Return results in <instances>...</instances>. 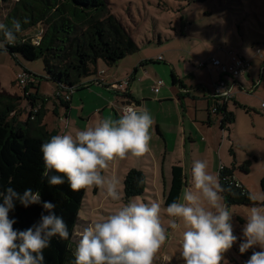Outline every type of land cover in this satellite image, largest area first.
I'll return each mask as SVG.
<instances>
[{
  "label": "rangeland",
  "instance_id": "rangeland-1",
  "mask_svg": "<svg viewBox=\"0 0 264 264\" xmlns=\"http://www.w3.org/2000/svg\"><path fill=\"white\" fill-rule=\"evenodd\" d=\"M16 2L0 0V22L6 24ZM106 2L110 10L131 28L139 50L114 65L100 59L99 72L83 77L81 82L97 78L101 71L105 72V78L113 80L110 83L119 82L137 70L132 88L142 104H133L146 108L153 117L150 150L140 157L129 155L116 159L103 170L104 175L120 179V201L106 198L99 188H87L72 239L73 250L86 222L106 217L133 198L158 201L161 204L162 222L167 226L170 218L165 214V193L169 189L172 167L176 164L184 168L185 189L192 184L191 169L197 160H206L209 171L218 175L222 166L231 167L234 161L238 162V166L247 163L250 172L237 168L235 177L251 193L264 197L261 186L264 176V0ZM45 29L46 26L39 23L26 29L22 36L38 41ZM229 52L249 59L251 65L247 72L239 76L243 90L237 95V105L233 101L230 104L235 121L222 129L221 113L218 114L219 119L210 124L207 99L202 90L203 85L211 86L222 73L217 67L201 66V62L212 55L225 62ZM159 55L164 60H156ZM25 71L31 74L35 82V88L28 87L29 92L26 87L30 84L22 85L17 79L18 73ZM249 71L250 78L246 76ZM172 73L184 87L173 84ZM46 76L42 58L28 61L18 54L14 56L8 51L0 52V98L5 101L11 98L13 100L10 101L17 104L16 111L11 113L15 122L23 125L28 120L31 104L27 93H38L36 106L43 108V123L47 122L50 131L55 134L84 129L102 118H118L124 108L123 93H117L118 90L111 87L105 88L104 84L97 82L73 91L74 99L68 109L62 103L64 99L61 97L64 96H57L61 89ZM160 80L163 84L160 92H156L154 88ZM192 87L196 90L199 88L197 95L200 100L185 99V102L182 97L179 100L182 88ZM65 93L63 91L62 94ZM132 168L142 169L147 174L146 186L143 194L127 197L124 179ZM251 207L229 206L233 212V234L238 240L223 254L221 264H245L251 256L252 249L243 254L239 252L245 217ZM181 236L182 228H169L168 239L157 252L153 264H185L179 251ZM256 250L259 251V248Z\"/></svg>",
  "mask_w": 264,
  "mask_h": 264
},
{
  "label": "clouds",
  "instance_id": "clouds-1",
  "mask_svg": "<svg viewBox=\"0 0 264 264\" xmlns=\"http://www.w3.org/2000/svg\"><path fill=\"white\" fill-rule=\"evenodd\" d=\"M21 32L19 20L11 26L0 22V52H6V45L15 43ZM152 125L149 110L129 105L118 118H102L84 129L53 135L40 147L44 163L41 178L50 186L63 184L66 178L73 191L96 187L106 198L120 201V179L104 175L103 170L116 159L147 153ZM191 173V186L166 207L167 226L158 201L130 199L106 217L86 222L71 264H153L168 239L169 228H182L179 251L185 264H221L223 254L238 240L233 234V212L223 202L225 189L219 175L209 171L206 160L195 161ZM249 199L264 201L254 193H249ZM17 203L25 208L42 205L38 221L23 230L14 228L17 219L9 213ZM55 208L51 201L42 200L39 190L20 192L11 186L0 190V264H45L44 250L52 239L67 240L70 235ZM245 219L239 252L252 249L245 264H264V202L252 206Z\"/></svg>",
  "mask_w": 264,
  "mask_h": 264
},
{
  "label": "trees",
  "instance_id": "trees-1",
  "mask_svg": "<svg viewBox=\"0 0 264 264\" xmlns=\"http://www.w3.org/2000/svg\"><path fill=\"white\" fill-rule=\"evenodd\" d=\"M16 1L6 24L11 26L14 21L19 20L22 32L18 34L15 43L6 45L7 51L14 56L21 55L28 61L42 58L47 72L46 78L57 83L61 89L58 92L70 94L72 86L77 85L75 91L92 86L93 84L88 86L81 84V79L99 72L100 59L108 65H114L139 50L131 28L110 10L106 0ZM39 23L46 26L40 41L24 39L22 34L26 29ZM135 73L136 71L133 75ZM172 78L173 84L184 87L174 73ZM34 84L32 80L26 91L29 92L30 86L35 88ZM122 95L128 98L129 102L139 106L142 104L129 88ZM27 97L31 109L28 120L23 125L11 118V113L17 108V104L11 102L13 99L8 98L5 101L0 98V190L8 186L20 192L32 188L34 191H40L43 201H51L56 205L54 211L63 217L70 235L67 240L59 237L52 239L50 247L44 250L45 264H71L75 259L72 239L87 188L73 191L66 178L63 184L54 186H50L46 178H41L44 170L41 144L56 134L49 131L43 123V108L36 106L38 93H27ZM62 103L68 109L71 108V98L62 100ZM35 107L38 108L36 112ZM224 109L226 104L222 110ZM234 121V113L225 111L220 123L221 128L229 126ZM237 168L250 172L247 163L238 166L237 161H234L231 167L220 168V183L225 189L221 195L225 204L229 207L254 206L261 203L249 199L251 192L235 177ZM146 177L147 174L142 169H130L124 179L126 196L143 194ZM186 183L184 168L179 164L174 165L169 189L165 193L166 206L181 198ZM261 186L264 193V176L261 179ZM42 211L40 204H32L25 208L17 203L15 210L9 215L10 218L14 216L17 219L13 227L23 230L38 221Z\"/></svg>",
  "mask_w": 264,
  "mask_h": 264
},
{
  "label": "built area",
  "instance_id": "built-area-1",
  "mask_svg": "<svg viewBox=\"0 0 264 264\" xmlns=\"http://www.w3.org/2000/svg\"><path fill=\"white\" fill-rule=\"evenodd\" d=\"M42 36V33H41ZM41 39V38H40ZM35 41V42H39ZM156 60H164V57L162 55H159L158 58ZM251 65V61L243 56H240L238 54H234L232 52L228 53V58L227 60L224 62L222 61V59L217 58L216 56H211L209 59L207 60H203L201 62V66H213V67H217L218 70L221 71V73L225 76H230L233 79H237L239 78V76H241L242 74H244L245 72H247L248 68ZM105 72L101 71L99 73L100 76H98L95 79L86 81V82H81V84L83 85H92V84H96L97 82L99 84H104L105 81L103 79ZM131 76H127L126 78H124L123 80L119 81V82H114V83H110L107 84L109 85V87L118 90V92L124 93L127 91V89L130 86L131 83ZM17 79L19 81L20 84L22 85H28L32 82L33 78L31 77V74H29L28 72H21L18 73L17 75ZM163 84V81H158L156 86H155V91L159 92L160 91V87ZM213 90L211 92V98L214 99V103L211 107V112L212 113H222V108H224V105L229 101V99H232L235 96V91L228 87L227 85V80L223 77L221 78L218 82H215L213 85ZM77 88L76 86H72L70 87V92L75 91ZM71 94L65 93L64 95L61 92L57 93V96H64L61 97L64 100H68L71 98ZM129 105H134L133 102H128L123 104L124 107L129 106ZM262 106L264 107V103L262 104ZM33 109V108H32ZM37 107L34 108V112L37 111ZM222 168V167H221Z\"/></svg>",
  "mask_w": 264,
  "mask_h": 264
},
{
  "label": "crops",
  "instance_id": "crops-1",
  "mask_svg": "<svg viewBox=\"0 0 264 264\" xmlns=\"http://www.w3.org/2000/svg\"><path fill=\"white\" fill-rule=\"evenodd\" d=\"M136 71V73H137V70H135ZM134 71V72H135ZM135 73V74H136ZM135 74L132 76V75H128V76H131L132 78H131V83H130V86H129V89H130V91H131V93L132 94H134V95H136L135 94V92L133 91V88H132V83H133V81L136 79V76H135ZM248 78H250V76H251V72L249 71V73L246 75ZM225 78L226 80H227V85H228V87H230V88H232L235 92H236V95H235V97H234V99H232V100H230V101H228L227 103H226V109H224V110H222V113H221V119L223 118V116H224V114H225V111H231V109H230V104L232 103V101L233 102H235L236 104L235 105H237V100H238V97H237V95H238V93H240L242 90H243V82L241 81V79L240 78H237V79H233L232 77H230V76H227V75H221V77L219 78V79H215L214 81H213V83L211 84V86L210 85H203V94H205V96H206V98L205 99H207V101H205L206 102V108H207V114H208V117H209V122H210V124H211V122H215L216 120H218L219 119V113H217V114H215V113H212L211 112V107H212V105H213V103H214V99H212L211 98V92H212V90H213V85H214V83L215 82H218L221 78ZM103 79H104V81H105V83H104V85H103V87H105V88H110V87H106L107 86V84H109L110 82H112L113 80H111L110 79V77H106L105 78V76H103ZM253 80H251V82H252ZM252 83H254V81L252 82ZM98 85V84H97ZM199 91V88H197V90L196 89H193V87L192 88H190V89H188V88H182V93H179V100H182L181 99V97L183 98V101H185V99H194L195 100V102H196V100H200L199 99V96L197 95V92ZM160 92V91H159ZM137 96V95H136ZM74 98H73V96H71V103H72V100H73ZM123 100V102L124 101H128V98H123L122 99ZM122 102V103H123ZM186 102V101H185ZM57 107H59L58 105H56ZM45 124H46V126H47V128H48V130L50 131V129H49V124L47 123V122H44Z\"/></svg>",
  "mask_w": 264,
  "mask_h": 264
},
{
  "label": "water",
  "instance_id": "water-1",
  "mask_svg": "<svg viewBox=\"0 0 264 264\" xmlns=\"http://www.w3.org/2000/svg\"><path fill=\"white\" fill-rule=\"evenodd\" d=\"M128 102H129V101H127V102H126V101H124V102H123V104H125V103H128Z\"/></svg>",
  "mask_w": 264,
  "mask_h": 264
}]
</instances>
